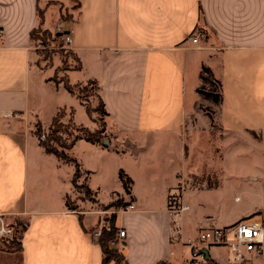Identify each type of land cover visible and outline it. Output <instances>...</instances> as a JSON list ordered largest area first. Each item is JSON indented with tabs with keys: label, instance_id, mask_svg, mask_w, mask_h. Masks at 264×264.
Returning <instances> with one entry per match:
<instances>
[{
	"label": "crops",
	"instance_id": "obj_1",
	"mask_svg": "<svg viewBox=\"0 0 264 264\" xmlns=\"http://www.w3.org/2000/svg\"><path fill=\"white\" fill-rule=\"evenodd\" d=\"M69 2L0 0V224L12 227L20 242L16 248L0 245V264H115L102 261L101 247L91 238L98 216L66 205L74 169L67 171L69 163L47 153L24 125L33 118L49 126L60 108H73L74 117L84 107L59 82L33 69L30 32L38 27L61 33L63 40L71 35L69 48L79 67L67 72L70 84L94 80L98 85L115 138L107 147L84 145L113 153L124 144L136 154L154 142L167 151L170 142L178 145V156L166 154V174L138 180L121 168L132 179L130 194L121 184L101 201L100 185L89 187L102 204L118 193L135 206L116 213L115 225L125 230L126 242L118 264H210L207 259L227 264L226 248L224 258L219 247H210L201 259L189 243L207 221L199 203L187 197L200 190L182 192L188 209L179 215L170 213L167 197L188 172V142L211 127L201 105L210 106L225 132L264 136V0H78L63 18ZM198 29L204 36L192 45L188 36ZM202 66L220 81L219 103L197 91ZM86 115V127L96 130Z\"/></svg>",
	"mask_w": 264,
	"mask_h": 264
},
{
	"label": "rangeland",
	"instance_id": "obj_2",
	"mask_svg": "<svg viewBox=\"0 0 264 264\" xmlns=\"http://www.w3.org/2000/svg\"><path fill=\"white\" fill-rule=\"evenodd\" d=\"M69 4L68 9L62 13L63 18H68L70 11L77 8V0H70ZM199 31L204 36V32ZM59 34L61 33H51L46 30L44 33L42 28L34 31L35 54L31 65L39 73L45 74L46 80L59 82L63 86V83L67 81V72L70 68L77 67L78 62L72 50L65 46ZM73 87L74 93L72 94L84 106L78 107L74 117L73 108L69 110L60 108L49 126L43 127L41 124H37V120L33 118L25 120L24 125L28 127L38 142V133H42L43 139L50 132L54 133L57 142L52 141V144L60 148L61 145L69 143L72 137L78 133L80 124L75 123L73 119L89 126L84 109L85 106H88L91 109L92 125L95 129H104L99 144L107 147L106 143L114 140L115 136L107 115L98 109L97 83L76 82ZM205 87L217 90L215 86L210 87L207 83ZM52 102L49 100V106ZM201 109L210 117L211 127L209 131L196 135L194 142H188L185 152L186 163L189 164L188 172L178 179L176 186L167 197L168 204L171 197L176 198V202L179 204V200L182 202L183 191L200 190L198 193L190 191L187 195L190 201L199 203L197 207H199V212H202L201 215H207V221L198 225L197 230L207 226L230 225L239 219L253 216L264 208V136L260 134L237 136L234 133L225 132L216 125L210 106L201 105ZM47 114L48 112L45 115ZM80 140L69 153L80 160L81 168L85 167L96 171L84 173L80 169L79 175L71 182L70 192L66 194L65 201L68 208L78 213L93 210L98 216L93 230L101 222L107 226L110 224L109 221L112 219V214L115 213V207H106L109 203L124 200L128 204L132 200L131 197L124 198L118 193H112L110 201L102 204L94 196L95 192L87 193L82 184L85 183L93 189L100 185L99 197L101 201H105L109 197L106 193L107 190L121 188V181L118 177V171L121 168L131 172L136 178H139L138 180L149 174L161 176L170 170L169 166L165 164L166 154L170 152L171 155L177 154L178 156L179 152L175 141L170 142L171 150L169 148L168 151L160 149L159 145L154 142L151 147L143 148L139 154H136L134 151L125 150L126 145L124 144L119 147L118 142L115 141L112 147L113 149L119 147L120 152L112 153L106 149L93 151L84 145L91 144V142ZM67 166V171L70 173L73 169L75 170L73 163H69ZM90 217L94 218L93 215ZM110 246L115 248L111 243ZM14 247L17 246L14 245ZM219 254L224 258L226 250L220 248Z\"/></svg>",
	"mask_w": 264,
	"mask_h": 264
},
{
	"label": "built area",
	"instance_id": "obj_3",
	"mask_svg": "<svg viewBox=\"0 0 264 264\" xmlns=\"http://www.w3.org/2000/svg\"><path fill=\"white\" fill-rule=\"evenodd\" d=\"M2 30L0 29V37ZM203 37V33L195 30L188 36V41L194 45ZM64 44L70 47L72 38L69 33L64 35ZM10 117L12 113L4 114ZM43 139V137L41 136ZM133 203H128L120 207L117 212L133 210ZM188 209V205L180 202L177 204L176 198H170L168 210L179 215ZM108 226L101 222L97 228L92 231L91 238L98 242L103 229ZM14 234L13 228L1 222L0 238H9ZM111 245L119 252H123L126 248L125 230L118 228L117 235L112 240ZM193 248L195 256L202 259V251L210 247L226 248L228 252L227 264H264V208L259 210L255 215L239 219L238 221L224 226H207L197 230L195 238L189 241Z\"/></svg>",
	"mask_w": 264,
	"mask_h": 264
},
{
	"label": "trees",
	"instance_id": "obj_4",
	"mask_svg": "<svg viewBox=\"0 0 264 264\" xmlns=\"http://www.w3.org/2000/svg\"><path fill=\"white\" fill-rule=\"evenodd\" d=\"M77 5H78V0H77ZM39 21L42 22L43 20V12L38 8L37 9ZM35 28L30 32V37L34 41V31ZM199 30V29H198ZM47 31V30H46ZM45 33V30H44ZM76 57V56H75ZM77 59V58H76ZM78 62V59H77ZM79 67V62L78 66ZM200 78H201V85L198 87L197 91L200 93L204 98L212 101L213 103H219L221 101L222 95H221V84L220 81L217 80L214 76L210 68L206 66H202L200 70ZM67 80V79H66ZM89 83H95L94 80H89ZM209 84L210 87H216L217 90L215 91L214 88H206L205 85ZM63 86L65 89L70 92L74 93V87L73 84H70L68 80L63 83ZM79 98V96H77ZM103 114L107 115V112L104 109V104L99 96V108H98ZM85 110L88 113V115L91 114V109H89L88 106H85ZM56 117V116H55ZM54 117V118H55ZM53 118V120H54ZM40 124V123H37ZM104 129H96V130H90L86 126L80 125L78 126V133L75 134L72 139L70 140L69 143L65 145H61L60 148L53 146L52 141L57 142V137L54 136V133L50 132L48 136H45L44 139L41 138L42 133H38L37 136L39 137V143L40 145L44 148V150L47 153H52L54 154L58 159L62 160L63 162L67 163H73L75 166V170L72 176L71 181H74V178L79 175L80 172V163L69 153V150L73 147L75 141L78 139H84L86 141L92 142V143H100V140L102 139ZM84 173H87L86 171ZM118 177L121 181L122 187L124 189V192L126 194H130V186L132 183V179L123 171L119 170L118 171ZM82 187L86 189L87 193H92L91 189L84 183L82 184ZM127 202L124 200H120L116 203H109L106 207L113 206L115 207V210L119 209L122 206H125ZM67 205V202H66ZM115 220H116V213L112 214V219L109 221V225L106 229H103L101 232V235L99 237L98 243L101 247L103 258V262H108V261H115V264L120 263V261L123 260V254L119 252L117 249L112 248L110 246V242L115 239L118 231V227L115 225ZM23 228L24 225L19 223ZM20 242L17 239V236H13L12 238H0V245L8 248H14V245L19 247ZM16 248V247H15ZM207 261L210 264H217L214 261L207 259Z\"/></svg>",
	"mask_w": 264,
	"mask_h": 264
},
{
	"label": "water",
	"instance_id": "obj_5",
	"mask_svg": "<svg viewBox=\"0 0 264 264\" xmlns=\"http://www.w3.org/2000/svg\"><path fill=\"white\" fill-rule=\"evenodd\" d=\"M205 251V250H204ZM205 254H206V251H205ZM206 256H207V254H206Z\"/></svg>",
	"mask_w": 264,
	"mask_h": 264
}]
</instances>
